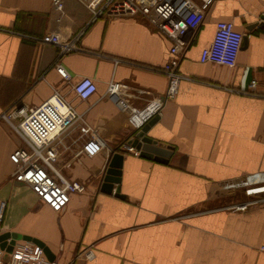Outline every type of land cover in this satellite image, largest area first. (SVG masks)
Instances as JSON below:
<instances>
[{
    "label": "crops",
    "instance_id": "0c3cea01",
    "mask_svg": "<svg viewBox=\"0 0 264 264\" xmlns=\"http://www.w3.org/2000/svg\"><path fill=\"white\" fill-rule=\"evenodd\" d=\"M263 18L264 0H215L181 53L186 77L178 94L156 107L168 85L162 67L171 40L145 17L95 15L92 0H65L62 14L52 0H0L4 229L43 240L67 264H264V205L235 206L261 195L249 189L264 185V96L238 90L252 77L262 87L264 23L251 25ZM221 19L247 35L233 67L200 59ZM55 30L64 40L82 31V49L60 55L58 45L41 39ZM84 75L98 85L86 99L72 87ZM55 89L82 116L49 143L53 161L87 185L62 211L16 180L10 154L25 142L1 116L38 105ZM155 114L147 134L171 146L167 162L121 148ZM115 152L124 154L121 181L106 192Z\"/></svg>",
    "mask_w": 264,
    "mask_h": 264
},
{
    "label": "built area",
    "instance_id": "2783aa9c",
    "mask_svg": "<svg viewBox=\"0 0 264 264\" xmlns=\"http://www.w3.org/2000/svg\"><path fill=\"white\" fill-rule=\"evenodd\" d=\"M215 0H92L95 15H142L151 25L163 32L170 40V55L163 64L168 77V85L164 96L153 103L159 107L162 99L175 98L179 92L181 81L186 75L180 70L182 51L189 45L192 33L202 24ZM54 7L64 12L65 0H52ZM59 16L58 19H60ZM82 31L70 39L64 40L59 31L45 33L41 39L58 45L60 55L69 51L80 50L78 40ZM244 32L237 28L235 22L221 19L217 22L211 42L202 48L200 59L228 66H235L242 46ZM56 67L62 77L69 79V71L57 61ZM72 87L80 97L86 99L94 94L98 85L89 75L77 79ZM238 90L264 96V81L260 88V80L252 77L247 86ZM1 116L25 142L10 154L15 164L16 180L28 184L39 200L56 211L64 210L75 192H83L87 185L79 179L66 176L53 161V150L49 143L63 130L81 118L77 107L67 96L55 89L53 93L38 105L32 107H13L4 111ZM18 120V121H17ZM17 121V122H16ZM122 149H130L141 155V150L131 142ZM249 192L261 195L253 200L235 205L245 208L249 203L260 201L264 205V185L253 187ZM6 202H0V234L5 232L2 225ZM86 258L94 253L91 249L84 251ZM8 254V259L5 255ZM0 264H67L59 258L50 259L45 248L32 240L16 239L12 250L0 247Z\"/></svg>",
    "mask_w": 264,
    "mask_h": 264
},
{
    "label": "water",
    "instance_id": "95a60500",
    "mask_svg": "<svg viewBox=\"0 0 264 264\" xmlns=\"http://www.w3.org/2000/svg\"><path fill=\"white\" fill-rule=\"evenodd\" d=\"M264 23V18L262 21L255 22L251 27ZM247 35H244L246 40ZM159 118V114H155L150 117L143 125L138 129L134 136L128 139L135 147L141 150V155L148 158H153L159 161L167 162L169 157L173 153L171 146H168L164 141L153 138L147 134L150 127ZM124 154L122 152H115L110 160L109 167L104 176V182L102 184V189L106 192H112L115 183H120L121 181V167L122 159ZM116 195L123 197L124 195L120 192V186L116 187ZM27 239L40 243L44 246L47 256L53 259L55 256L54 252L49 248L46 243L32 235L24 234L18 231H5L0 234V247L7 248V250H12L13 244L16 239ZM9 255L6 254L5 258L8 259Z\"/></svg>",
    "mask_w": 264,
    "mask_h": 264
},
{
    "label": "rangeland",
    "instance_id": "374dc122",
    "mask_svg": "<svg viewBox=\"0 0 264 264\" xmlns=\"http://www.w3.org/2000/svg\"><path fill=\"white\" fill-rule=\"evenodd\" d=\"M17 121H18V120H17ZM17 121H16V122H17Z\"/></svg>",
    "mask_w": 264,
    "mask_h": 264
}]
</instances>
